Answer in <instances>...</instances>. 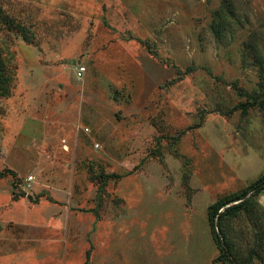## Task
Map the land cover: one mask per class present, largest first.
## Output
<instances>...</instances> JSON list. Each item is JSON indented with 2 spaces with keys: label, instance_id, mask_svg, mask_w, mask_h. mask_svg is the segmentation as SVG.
<instances>
[{
  "label": "rangeland",
  "instance_id": "374dc122",
  "mask_svg": "<svg viewBox=\"0 0 264 264\" xmlns=\"http://www.w3.org/2000/svg\"><path fill=\"white\" fill-rule=\"evenodd\" d=\"M0 49V264H264V0H0Z\"/></svg>",
  "mask_w": 264,
  "mask_h": 264
},
{
  "label": "trees",
  "instance_id": "16d2710c",
  "mask_svg": "<svg viewBox=\"0 0 264 264\" xmlns=\"http://www.w3.org/2000/svg\"><path fill=\"white\" fill-rule=\"evenodd\" d=\"M9 54H10L9 52H6V53L1 52V49H0V93L3 95H9L10 80L12 78V74L9 70L8 64L11 63V61L13 60L12 59L13 56L12 55L7 56ZM187 70L191 71V70H193V67H188ZM261 100H262L261 104L264 105V97ZM257 103H258L257 98H254L253 101H247V102L241 103L236 107H243V109L246 110L247 107L254 106ZM8 171L11 174H15V172L13 170H8ZM102 176H103L104 180L108 179L111 176L119 177V175H117V174H102ZM263 191H264V174L261 175L258 179H256L254 182H252L248 186L246 193H252L254 195L260 196ZM244 197L245 196L242 195L236 199H233V200H237L239 202H237L235 204H231V205H230V203L233 200H222V201H218V202L210 205L209 218L211 221V225H212V229L214 231V234L216 232L215 231L216 218L221 217L222 215H224L227 212H233V213L238 212L246 204V200L244 199ZM226 205H229V206H227L225 209H223ZM221 209H223V210H221ZM215 237L217 238L216 240L218 241L219 248L221 250V254L218 256V258L227 260L229 262V264H234L233 261L229 258L228 251H226V246L224 244V241H222L219 238V235H217V233L215 234ZM84 264H87V262H85Z\"/></svg>",
  "mask_w": 264,
  "mask_h": 264
},
{
  "label": "built area",
  "instance_id": "2783aa9c",
  "mask_svg": "<svg viewBox=\"0 0 264 264\" xmlns=\"http://www.w3.org/2000/svg\"><path fill=\"white\" fill-rule=\"evenodd\" d=\"M83 70H84V68H81V70L79 71V76L82 74ZM33 182H34V176L30 175L25 181V188L32 187Z\"/></svg>",
  "mask_w": 264,
  "mask_h": 264
},
{
  "label": "crops",
  "instance_id": "0c3cea01",
  "mask_svg": "<svg viewBox=\"0 0 264 264\" xmlns=\"http://www.w3.org/2000/svg\"><path fill=\"white\" fill-rule=\"evenodd\" d=\"M259 202L264 206V193L259 196Z\"/></svg>",
  "mask_w": 264,
  "mask_h": 264
}]
</instances>
